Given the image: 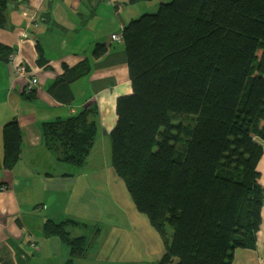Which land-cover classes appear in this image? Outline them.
<instances>
[{
    "label": "trees",
    "instance_id": "obj_1",
    "mask_svg": "<svg viewBox=\"0 0 264 264\" xmlns=\"http://www.w3.org/2000/svg\"><path fill=\"white\" fill-rule=\"evenodd\" d=\"M25 1L0 0V27ZM130 1L154 4L121 32L133 92L117 102L113 167L162 235L156 264H232L262 222L264 0ZM96 47V57L106 54V45ZM12 52L0 44L1 58ZM90 69H67L59 86ZM43 125L45 144L61 161L87 160L98 135L92 110ZM4 137L12 167L21 151L16 121ZM46 230L68 239L51 220ZM68 240L72 257L86 252L84 237Z\"/></svg>",
    "mask_w": 264,
    "mask_h": 264
},
{
    "label": "crops",
    "instance_id": "obj_2",
    "mask_svg": "<svg viewBox=\"0 0 264 264\" xmlns=\"http://www.w3.org/2000/svg\"><path fill=\"white\" fill-rule=\"evenodd\" d=\"M152 6L130 0H26L0 27V44L13 51L9 57L16 54L39 80L26 94V78H15L11 62L0 57V264H87L89 252L72 257L68 240L84 237L87 247L86 236L76 230L79 223L52 200L53 194L65 200L71 175L59 168L65 162L45 144L43 124L90 109L97 137L111 134L119 97L133 92L125 43L111 36ZM98 44L107 46L102 57L94 55ZM83 63L90 72L60 87L67 69ZM11 121L21 130V151L9 167L4 129ZM258 170L264 187V154ZM50 220L64 227L67 240L46 230ZM96 258L100 264L111 261L108 253H90V261ZM232 264H264V205L255 243L236 248Z\"/></svg>",
    "mask_w": 264,
    "mask_h": 264
},
{
    "label": "rangeland",
    "instance_id": "obj_3",
    "mask_svg": "<svg viewBox=\"0 0 264 264\" xmlns=\"http://www.w3.org/2000/svg\"><path fill=\"white\" fill-rule=\"evenodd\" d=\"M96 139L82 165L59 163L71 179L65 181V200L53 194L54 205L65 206L67 217L79 223L76 230L88 240L87 264H100L97 258L90 261V253L96 257L108 253L110 264H156L165 251L162 235L138 209L125 181L115 171L110 133Z\"/></svg>",
    "mask_w": 264,
    "mask_h": 264
},
{
    "label": "built area",
    "instance_id": "obj_4",
    "mask_svg": "<svg viewBox=\"0 0 264 264\" xmlns=\"http://www.w3.org/2000/svg\"><path fill=\"white\" fill-rule=\"evenodd\" d=\"M112 39L121 42L123 41V34H113ZM9 61L12 64L15 78H26L27 83L25 85V93L31 94L39 83L38 77L29 70L24 61L16 59V54H12Z\"/></svg>",
    "mask_w": 264,
    "mask_h": 264
}]
</instances>
